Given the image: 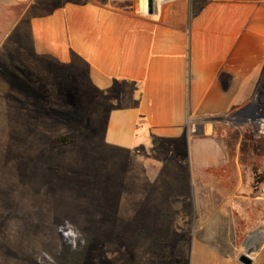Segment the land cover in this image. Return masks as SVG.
<instances>
[{
    "label": "rangeland",
    "instance_id": "1",
    "mask_svg": "<svg viewBox=\"0 0 264 264\" xmlns=\"http://www.w3.org/2000/svg\"><path fill=\"white\" fill-rule=\"evenodd\" d=\"M17 40L18 50L0 53V264H241L252 248L264 264V209L235 194L232 171L205 174L184 141L106 145L75 117L77 100L57 74L44 92L26 29ZM219 125L231 151L244 136L264 158L252 127ZM244 162L255 170L253 198L264 201L263 165ZM205 200L216 209L205 211Z\"/></svg>",
    "mask_w": 264,
    "mask_h": 264
},
{
    "label": "crops",
    "instance_id": "2",
    "mask_svg": "<svg viewBox=\"0 0 264 264\" xmlns=\"http://www.w3.org/2000/svg\"><path fill=\"white\" fill-rule=\"evenodd\" d=\"M201 1L156 0L149 14L144 0L120 6L111 0H0V53L7 45L18 50L26 29L44 92L50 88L45 80L57 74L63 94L77 100L75 117L91 133L102 131L106 145L131 150L184 141L205 174L232 171L235 194L244 193V202L260 212L255 170L244 161L259 159L264 167V158L244 136L231 151L228 136L222 138L228 129L219 124L259 94L264 0ZM75 132L82 133L81 125ZM215 193L205 185V195ZM214 209L205 200V211Z\"/></svg>",
    "mask_w": 264,
    "mask_h": 264
},
{
    "label": "built area",
    "instance_id": "3",
    "mask_svg": "<svg viewBox=\"0 0 264 264\" xmlns=\"http://www.w3.org/2000/svg\"><path fill=\"white\" fill-rule=\"evenodd\" d=\"M225 121L227 124L236 127L250 126L258 136L264 137V83H261L259 94L251 105L226 116L222 122ZM262 193L264 194V183Z\"/></svg>",
    "mask_w": 264,
    "mask_h": 264
},
{
    "label": "water",
    "instance_id": "4",
    "mask_svg": "<svg viewBox=\"0 0 264 264\" xmlns=\"http://www.w3.org/2000/svg\"><path fill=\"white\" fill-rule=\"evenodd\" d=\"M155 2L156 0H147V10L149 14H153L154 12V6H155ZM158 144L157 141L153 142V145L156 146ZM257 249L256 248H252L247 250L246 254L242 255L239 259V262L241 264H254L253 259L251 258V255L253 253H256Z\"/></svg>",
    "mask_w": 264,
    "mask_h": 264
}]
</instances>
